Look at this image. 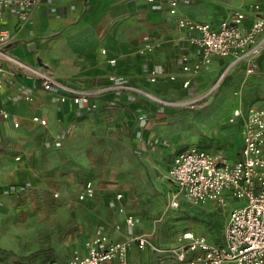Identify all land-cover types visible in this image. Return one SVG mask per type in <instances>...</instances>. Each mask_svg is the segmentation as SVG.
<instances>
[{
    "label": "crops",
    "instance_id": "0c3cea01",
    "mask_svg": "<svg viewBox=\"0 0 264 264\" xmlns=\"http://www.w3.org/2000/svg\"><path fill=\"white\" fill-rule=\"evenodd\" d=\"M158 2V8L148 0H40L29 9L0 5V33L3 30L10 33L7 44L3 46L0 43V48L31 65L47 69L70 86L94 91L92 100L97 102V107L93 109L73 104L71 100L61 102L58 88L45 90L36 74L9 64L0 88V105L10 113L7 118L0 117V199L11 184L18 187L26 185L28 189L47 184L59 176L69 178L70 174H64L65 164L87 162L92 157V147L97 146L101 138L115 135L109 129L126 127L129 133L141 129L138 115L149 114L151 103L148 100L152 98L140 91L115 90L110 86L109 75L124 77L132 85L156 97L158 91L174 92V88L190 86L196 90L199 84L220 70L223 77L233 72L252 75L262 66L261 51L252 73L246 71V62L229 66L231 58L222 56H214L211 63L198 73L184 72L179 60L181 53H189L191 61L198 59V53L190 44L186 32L178 26L177 17L170 16L167 0ZM257 3L264 11V0H250L249 6L235 9L246 12V24L252 21L256 13L254 4ZM235 10L204 20L197 18L183 0L179 4L182 16L212 23ZM147 41L152 42L153 47L142 51ZM103 49H106L105 53ZM111 58H116V62L111 63ZM154 66L161 73L156 82H151L149 69ZM172 75H175L174 79ZM186 79H190L188 86L183 85ZM251 104L255 103L249 102L246 107ZM34 115L46 118L47 123L34 121ZM142 143L139 142L140 145ZM87 180L92 179L87 178L85 182ZM171 188L170 184L165 194L166 205ZM122 203L127 212L135 214L129 210L125 195ZM189 206L182 203L178 209H168L178 216L192 213L193 207L190 209ZM220 207L223 206L214 202L198 205L200 210L206 209L212 214L219 212ZM120 215L122 223L129 227L124 222V215ZM116 223L114 232L105 230L114 238L126 239L116 228L120 223ZM189 229L211 239H220L224 234L219 236L217 232ZM91 234L77 249H83L85 240ZM175 243L161 245L169 247ZM146 249H151L159 261L172 257L177 264H188L177 261L169 252L151 247L141 249L135 243L129 249L126 264H140L149 259ZM71 254L44 261L66 259ZM107 264L119 263L111 261Z\"/></svg>",
    "mask_w": 264,
    "mask_h": 264
},
{
    "label": "rangeland",
    "instance_id": "374dc122",
    "mask_svg": "<svg viewBox=\"0 0 264 264\" xmlns=\"http://www.w3.org/2000/svg\"><path fill=\"white\" fill-rule=\"evenodd\" d=\"M248 1L183 3L197 18L209 20L244 8ZM261 65L252 75L233 72L223 77L220 70L196 90L189 86L158 91L155 100H148L150 112L141 121V129L130 133L126 127L109 129L115 135L101 138L87 162L65 164L64 174H70L69 178L59 176L28 189L9 185L0 199V264H41L47 258L68 257L97 226L114 232L116 222L121 236L145 234L161 249L168 248L161 244L176 242L177 235L189 228L220 236L236 201L212 214L182 198L183 204L193 207L189 206L192 213L176 216L166 205L167 169L172 156L191 145L230 158L239 155L240 126L228 117L237 105L264 106V49ZM87 178L92 179L97 193L88 200L80 199ZM119 191L129 210L140 218L135 226L122 223ZM145 251L150 257L140 264H177L172 257L159 261L151 249Z\"/></svg>",
    "mask_w": 264,
    "mask_h": 264
},
{
    "label": "built area",
    "instance_id": "2783aa9c",
    "mask_svg": "<svg viewBox=\"0 0 264 264\" xmlns=\"http://www.w3.org/2000/svg\"><path fill=\"white\" fill-rule=\"evenodd\" d=\"M39 1L0 0V5L29 9ZM148 1L154 7H160L158 0ZM167 2L170 16L177 17L178 26L186 32L190 44L198 53L195 61H191L189 53H181L179 60L184 72L202 71L214 56L231 58L229 66L246 62V71H254L255 60L264 47V11L260 4H254L256 13L250 24H246V12L243 10H235L220 21L212 23L182 16L179 11L180 0ZM9 39V31L3 30L0 33V43L5 46ZM152 47V42L147 41L142 51ZM105 52L106 49H103V53ZM0 59L5 61L0 62V88L10 64L36 74L45 90L58 88L61 102L71 100L73 104L86 109L97 107V102L92 100L94 91L70 86L58 80L47 69L31 65L1 48ZM110 62L115 63L116 58H111ZM160 73L158 67L150 68V81L156 82ZM171 78L174 79L175 75ZM109 80L110 86L115 90L140 91L154 98L152 93L137 88L124 77L111 74ZM189 84L190 79L183 83L184 86ZM9 115V111L0 105V117L7 118ZM138 118L142 121L145 114H139ZM33 120L41 124L47 123V119L40 115H34ZM228 121L238 124L241 130V148L236 158L191 145L176 153L166 175L172 186L167 195L169 209L180 208L183 199L195 205L214 202L219 206L236 201L230 208L222 238L211 239L188 229L177 235L174 245L161 249L145 234L117 239L103 226H99L85 240L83 249H75L69 258L48 259L42 264H107L111 261L126 264L133 243L141 249L151 247L157 251L172 253L177 261L188 264H264V106H237L229 115ZM15 125L18 126L19 122L16 121ZM78 195L80 199L93 198L96 195L93 181L87 180ZM116 196L118 210L124 215V222L129 227L137 225L140 218L126 211L122 203L123 193L118 192ZM116 227L119 228V225Z\"/></svg>",
    "mask_w": 264,
    "mask_h": 264
}]
</instances>
